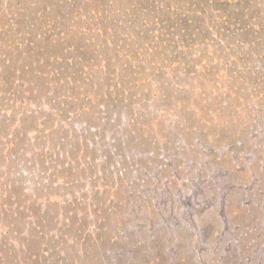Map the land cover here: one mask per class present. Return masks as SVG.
<instances>
[{
  "label": "trees",
  "instance_id": "1",
  "mask_svg": "<svg viewBox=\"0 0 264 264\" xmlns=\"http://www.w3.org/2000/svg\"><path fill=\"white\" fill-rule=\"evenodd\" d=\"M257 46L264 49L260 0H0V220L7 221L0 228L8 224L12 229L7 226V232L30 235L29 261L38 259L33 241H62V234L50 235L55 231L51 224L60 218L28 208L21 180L5 181L14 167L20 175H34L39 184L55 178L69 187L82 179L101 182L104 192L115 194L107 209L124 204L116 198V188L122 186L114 180L131 185L136 166L127 164L133 151L121 148L129 145L120 138L123 130L140 124L154 131L139 120L155 98L172 102L170 88L163 90L165 82L173 84L171 75L178 88L183 77L200 76V70L209 76L219 62L238 66L233 74L239 75ZM259 57L256 63L264 67V54ZM190 89L193 94L197 87ZM192 101L181 105L197 108ZM122 111L127 118L123 127L118 123ZM131 134H139L138 129L128 133V141ZM137 169L145 177L140 185L149 190L151 172L145 166ZM136 185H131L133 198L144 194ZM98 193L89 200L82 187L63 195H70L74 204L91 202L97 213L107 203ZM63 219L70 222L62 229L71 232L74 220L66 213ZM83 226L68 239L91 232L90 248L95 250L100 240L112 237L104 223L94 231ZM14 251L10 263L27 264L17 255L23 252Z\"/></svg>",
  "mask_w": 264,
  "mask_h": 264
},
{
  "label": "rangeland",
  "instance_id": "2",
  "mask_svg": "<svg viewBox=\"0 0 264 264\" xmlns=\"http://www.w3.org/2000/svg\"><path fill=\"white\" fill-rule=\"evenodd\" d=\"M207 49L209 54L213 51ZM263 51L259 46L251 48L250 63L243 64L236 76L233 71L238 66L219 62L209 76V71L200 70V76L183 77L180 88L172 75V85L163 80V90L170 88L172 102L155 98L139 120L151 124L154 131L149 133L139 124L120 135L129 142L121 148L133 151L127 164L136 166L132 184L138 183L142 196L135 190L138 197L133 198L132 184L115 178L116 186L117 182L122 186L116 188V198L124 204L107 209L115 194L104 192L101 182L82 179L69 187L62 178H55L39 184L34 175H20L18 168H12L14 174L5 181L21 180L20 192L28 208L32 205L42 216L60 218L58 224H51L55 231L50 235L62 234V241L57 238L59 242L50 243L41 237L33 241L38 259L29 261L30 235L9 233L7 224L0 228V252L9 257L0 253V262L11 264L15 255L11 251L20 250L23 253L17 255L27 264H264V67L256 63ZM194 85L198 90L192 94ZM191 100L197 108L181 105ZM126 119L122 111L118 123L123 127ZM134 128L139 134H131L135 142L130 143L127 135ZM139 166L151 172L149 190L145 183L140 185L145 177ZM82 187L89 200L99 190L101 201L107 202L103 210L95 213L91 202L74 204L70 195H63ZM76 205L81 209L76 210ZM65 213L75 222L71 232L62 229L69 221H64ZM0 222L7 221L2 218ZM82 223L91 231L104 223L112 237L100 240L95 250L90 248L94 243L91 232L80 234L75 241L68 239Z\"/></svg>",
  "mask_w": 264,
  "mask_h": 264
}]
</instances>
